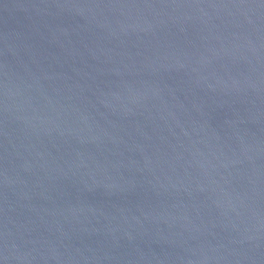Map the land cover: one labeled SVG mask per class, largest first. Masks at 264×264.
Here are the masks:
<instances>
[{
	"label": "water",
	"instance_id": "obj_1",
	"mask_svg": "<svg viewBox=\"0 0 264 264\" xmlns=\"http://www.w3.org/2000/svg\"><path fill=\"white\" fill-rule=\"evenodd\" d=\"M0 264H264V0H0Z\"/></svg>",
	"mask_w": 264,
	"mask_h": 264
}]
</instances>
